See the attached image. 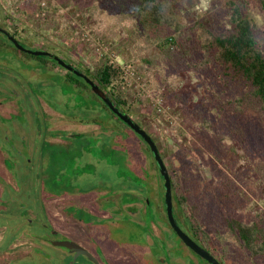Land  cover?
Segmentation results:
<instances>
[{
    "label": "rangeland",
    "instance_id": "1",
    "mask_svg": "<svg viewBox=\"0 0 264 264\" xmlns=\"http://www.w3.org/2000/svg\"><path fill=\"white\" fill-rule=\"evenodd\" d=\"M2 1L5 2L6 13L11 17L5 16L0 7V23L14 26L19 36L31 46L46 48L54 54L61 53L57 55L63 59L70 58V55L66 54L70 50L71 53L80 55L81 59L91 67L97 65L104 55L120 61L116 51L117 45H114L118 43H112L110 38L119 40L125 38L128 33L123 27L112 28L108 20L107 23H103L96 16L93 18L81 16L80 9L72 10V0H0V5L3 4ZM178 2L180 11L185 16L192 14L200 17L211 14L208 16L216 17L218 14L215 21L218 25L217 29H220L224 23L220 17L223 0H178ZM246 13L264 32V7L255 0H247ZM64 21H67L65 27ZM119 29L120 34L113 35ZM29 44L25 45L26 48L31 47ZM118 48L121 49V46ZM23 58L26 59L28 56L23 55ZM2 62L0 60V63ZM118 64L124 74L122 75L124 76L123 95L129 104H132V109L128 112L129 116L143 125L141 127L153 140L155 139L163 152L167 168L171 170L174 165L190 173H199L217 192V196L211 194L207 198L202 209L203 213L198 214L205 218L204 229L209 230L212 224H217L222 230L226 218L248 221L257 213L264 215L262 128L254 123L255 121L248 122L244 137L221 142L218 148L211 141L215 132L211 131L209 134L211 139L207 141L199 131L197 123L194 124L193 115L186 111L196 108L208 99L209 91L204 81L208 80L209 76L203 73L200 78L190 70L170 74L171 77L176 74L173 83L176 91L182 93L186 101L185 109L184 105L178 104L172 96L171 101L170 98H165L168 88L160 91L158 82L153 78L138 76L133 72V66L129 67L122 62ZM5 70L9 72L6 73ZM0 72V75H3L1 76L3 78L0 77V197L14 198L6 204L4 210L0 209V223L8 227L5 238L0 243V251H4L13 238L19 237L25 227L33 233L42 231L48 233V230L40 226V222L46 223L41 215V199L48 194L58 195L59 192H68L74 188L82 189L90 185L105 184L110 190L113 189L112 195L118 194L120 201L125 200L127 196L140 193L151 203L155 199L156 202L160 201L162 207L164 206L162 198L164 194L161 190L163 183L158 174L157 183L161 184L155 183V165L144 142L120 124L121 122L107 109L99 111L97 106V110L87 113L75 112L77 122L85 114L94 118L109 117L105 122L106 129H102L98 124L86 127L76 122L74 127L67 123L66 131L92 132L115 148L125 150L128 167L137 174L143 175L141 180H133L134 177L128 176L124 167L121 171L118 170L116 163L110 162L111 158L101 155L102 140L99 137L84 136L83 140L82 138L79 140L78 148L73 147L68 151H64L62 146L48 144L44 140L45 136L41 135L45 126L44 119L50 123L48 132L54 131L58 129L60 118H69L77 109L74 106L67 107L68 101L60 85L52 83L49 77L45 78V81L33 82L32 80L41 77L28 68L18 71L0 68ZM54 72L64 73L60 68H56ZM4 73L9 75L8 78L6 76V79L4 78ZM94 104L99 105V101L96 99ZM218 125L220 132L223 133L226 130L225 122L221 120ZM83 150L88 154H83ZM142 167L144 170L141 172ZM226 179H229L234 187L232 202H229L230 197H227L226 189L222 184ZM9 188L13 191L11 192ZM48 207L53 209L52 201L49 202ZM32 211L34 214L31 217ZM125 216L121 218L124 226L120 229H114L113 225H110V230L116 239L131 238L132 235L140 233L141 230L145 231L148 227V223L138 227L130 216L128 220H124ZM32 218L34 221L30 222ZM49 218L54 227L59 228L57 226H60V221L52 216ZM2 231L0 229V237ZM173 237L176 246L169 249L171 254H180L186 258L192 255L194 264H205L202 259L182 247L175 235ZM17 242H22L21 246L24 247L32 245L31 238H20ZM231 246L235 253L228 255L229 259L224 264H264L262 260L249 259L247 253L238 245ZM41 248L45 251L43 255L31 253L20 260H13L11 254H0V264H68L70 257L62 247L43 243ZM157 252L165 257L162 243ZM212 252L222 257L218 250ZM179 258L177 256L176 259L183 261ZM83 261L88 260L79 258L75 264ZM147 262L153 264L151 260Z\"/></svg>",
    "mask_w": 264,
    "mask_h": 264
},
{
    "label": "trees",
    "instance_id": "2",
    "mask_svg": "<svg viewBox=\"0 0 264 264\" xmlns=\"http://www.w3.org/2000/svg\"><path fill=\"white\" fill-rule=\"evenodd\" d=\"M223 1L220 17L224 23L220 29H217L218 25L215 21L218 14L216 17L208 16L211 14L200 17L192 14L185 16L180 11L178 0H72V10L80 9L81 16L91 18L96 16L103 23H107L108 20L112 28L123 27L128 33L125 38L122 37L119 40L118 38L109 39L112 43L119 44L114 45H117L116 51L120 61L104 55L92 69L87 68V75L106 92L115 106L129 115L132 104H129L123 95L124 76L122 75L124 74L118 62L128 64L129 67L133 66V72L138 76L156 80L160 91L168 88L165 98H170V101L174 99L178 104L182 103L183 108L187 107L186 101L182 93L176 91L173 83L176 74L172 77L170 74L186 70L192 71L200 78L206 74L210 77L204 81L209 91L208 99L196 108L186 111L193 115L194 124L197 123L199 131L204 138H207V141L211 131L215 133L210 139L218 148L221 142L242 138L246 134L248 122L251 121L252 123L255 121L254 123L264 131V32L246 13L247 0ZM255 1L264 7V0ZM66 23L67 21L63 22L64 27ZM120 31V29L118 32L115 31L113 35L120 34ZM6 39V36L0 33L2 59H6V55L10 53L11 58H16V54L12 55L14 52L28 56L26 59L29 61L26 62L24 58L15 59L18 63L17 67L14 66L15 69L28 68L32 72H37L38 69L44 78H51L52 83L60 85L61 90L66 92L63 95L67 98L69 108L74 106L81 113L98 109L99 106L97 107L94 104L95 101L85 92L84 89L87 87L82 79L73 77L78 78V83L81 85L79 88L75 86L71 75L48 73L46 70L48 63L51 67L57 65L52 58L34 56L16 49L10 52L2 44ZM119 46L121 49L118 48ZM30 61L31 63H28ZM5 72L8 73L9 70ZM6 73L4 78L9 76ZM41 80L42 78L32 81L40 82ZM95 98L99 103L101 102L102 106L105 105L97 96ZM104 107L107 109L106 106ZM107 110L125 125L109 109ZM82 118H86V122L97 124L100 122V118L87 114L82 115ZM221 120L226 124V130L223 133L220 132L218 125ZM125 127L129 129L126 125ZM50 133L54 132L50 131ZM3 141L5 143L6 140ZM142 141L149 156L152 157L149 146L144 140ZM155 143L164 158L161 148L156 141ZM104 154V152L101 153L102 156ZM106 156L111 158L112 164L116 163L118 170L121 171L124 167L128 176L136 178L133 170L125 167L127 160L125 150L120 151L112 146ZM154 165L156 168L155 162ZM167 169L171 180L172 198L176 203V213L180 219H188L185 221L186 226H191L193 238L202 247L211 251L218 250L222 256L221 260L225 262L229 259L228 255L235 253L231 245H238L247 253L249 259L264 261V215L262 213H257L248 221L226 218L223 221L222 230L217 224H212L211 228L206 230L203 223L205 218L198 214L203 213V206L211 194L217 196L213 185L199 173H190L174 165L171 170ZM222 184L226 189L227 197H230H228L230 201L227 200L232 202L233 185L229 179L224 180Z\"/></svg>",
    "mask_w": 264,
    "mask_h": 264
},
{
    "label": "flooded vegetation",
    "instance_id": "3",
    "mask_svg": "<svg viewBox=\"0 0 264 264\" xmlns=\"http://www.w3.org/2000/svg\"><path fill=\"white\" fill-rule=\"evenodd\" d=\"M2 3L3 4H1L0 7H2L3 13L5 14V16L8 15L10 18L11 15L6 13L7 10L4 4L5 2L2 1ZM0 26L5 28L23 47L26 48L25 45L29 44L25 42L26 40H24L22 36H19L18 32L16 33V29H14V26L11 27V25L9 26L8 23L7 24L0 23ZM5 41L2 44H4L5 46L4 48H7L8 50H10V52L11 51L14 52V49L19 50L13 45V43L8 38ZM30 48L31 49L36 48V49H41V50L45 49L46 51H48V49L46 48H37L33 46H31ZM10 54L6 55V59H2L0 56V60L3 61L2 63H0V67H3L4 69H11V70L18 71L21 68H18V69L14 68V66L15 67L18 66L17 65L18 63H16L15 59L18 58L22 60L24 54L22 55L21 53H15V52L12 53V55L16 54L15 55L16 58H11ZM57 54H61V53H57ZM66 54L70 55L71 59L70 58L63 59L60 55L58 56H60L66 63L72 65L74 68L78 69L79 71L84 73V75L89 77V75H87V68L92 69V67L88 66L85 63V61L81 59L80 55L71 53L70 50ZM46 67H47L46 70L48 73H58L54 71L56 68H60V69H63L64 73L59 72L58 74L67 75V76L71 75L72 76L71 78L78 77L82 79L81 77L74 75L72 72H70L66 68L61 67L58 63L57 65H54L53 67H51L50 63H48ZM37 73H38V76H40L42 80L45 81L44 76L40 74V71L38 69H37ZM75 78H73V82L75 86H79L80 88L81 85L78 83L79 80L78 78L77 79ZM89 79L91 78L89 77ZM85 87H87V89H84L85 92L88 94V96L91 99H93V101H95L97 99L95 98L96 95L90 89L89 85L86 84V82H85ZM97 106H99V109H98L99 111H103L106 109L104 107L105 105L102 106L101 102ZM90 111H93V110H89L88 112ZM75 112H80V111L79 110L74 111V113H72V115L69 118H64V117L60 118L58 129L57 128L54 129L53 131L54 133H50V131L48 132L50 123L47 119H44L45 133L41 134L45 136L44 140H46L49 144L62 146V149L64 151H68V150H71L73 147H77L79 140L81 138L83 140L84 136H87V135L96 136L102 140L101 147L103 146L104 151L101 149L102 151L100 153L104 152L105 153L104 156H106V154L111 149L112 145L111 143L108 144L105 139L101 138L100 136H97L98 134H94L92 132L91 133L90 132L89 133L87 132L75 133V132L66 131V127L68 126L67 123H70V125H72L73 127L76 125L75 123L77 122V119H75L76 118ZM108 118L109 117L107 116L106 117L102 116V118L99 119L100 122H98V126H101L102 129H106L107 124L105 122L108 120ZM90 119L92 120V118H89V120ZM77 123L82 124L83 126H86V127L97 124L95 122H90V121L86 122V118H81V120L78 119ZM125 125L123 126L125 127ZM128 130L133 132L130 129V127ZM133 134H135V132H133ZM137 137L139 140L142 139V138L140 139L138 135ZM52 139L55 141L52 142L51 141ZM119 150L121 151V149ZM82 153L88 154V152L86 153L84 150ZM151 159L153 160V162H155L153 155ZM126 162H125V167L130 168L128 167V164ZM143 170L144 169L142 167L141 172ZM133 173L136 176L134 180L143 179V175L137 174L136 172H134V170H133ZM157 174L158 176L160 175L158 168L156 169L155 183L158 182L157 180L159 177L163 183V178L161 177V175L157 177ZM160 179H159V182H160ZM134 182L137 184H140L136 181ZM157 184H161V183H157ZM9 190L11 189L9 188ZM112 190L113 189L110 190L108 187H106L105 184H99V185L95 184V185L87 186L82 189L74 188L68 192L62 191V192H59L58 195L48 194L46 196H43V198L41 199V209H42L41 215L45 218L46 223L40 222L41 224L40 226L48 230V233H44L43 231L41 233H33L25 227L23 228L24 231L20 233L19 237L13 238L9 242L7 248L4 251H0V254L2 255L11 254V256L13 257V260L24 259V257L26 258V256H29L31 253L43 255L45 251L43 248H41V245L43 243L52 244L49 241V239H53V240L68 239L78 244L81 248L85 249V251L87 250L91 254L92 258H94V261H92L86 258L85 255L80 254L76 256L77 258L72 264H75V262L79 258H86L88 260L87 262L83 261V263H80V264H150L147 262L149 260H151L153 264H194L192 255L186 258L180 254L174 255V254H171V252H169L170 251L169 249L171 247L176 246L175 240L173 237L175 235V237H177V240L182 245V247L189 250L191 254L196 255L197 257L202 259L205 264H210L207 260H205L201 256L194 253L187 245H185L184 242L173 231L168 221L167 215H166L165 204L162 207L160 205V201H157L158 202L157 203L155 199H154V202L151 203V201L146 196L140 193H135L133 195L127 196L125 200L120 201L121 199L117 197L118 194L117 196L116 194L112 195L113 194ZM161 190L164 194V187L161 188ZM12 191L13 190H11V192ZM171 195H172V188H171ZM13 199H14L13 197H4V198L0 197V209L4 210L6 208V204H9ZM51 201L53 203V209L48 207L49 202ZM163 201H164V198H163ZM172 207H173V216L175 218L177 225L179 226V229H181L198 246L210 252L216 258V260H218L220 264H224V261L221 260V258L218 255H215L211 250H208L207 248L202 247L193 238L191 226L189 225L186 226V223H185V221L188 219L186 218L185 220H182L179 218V216L176 213V203L173 198H172ZM53 210L55 212H53ZM30 214H31L30 216L32 217L34 212L33 211L30 212ZM123 215L124 216L126 215L125 216L126 219L124 220H128L129 216L133 218L135 225L138 227L143 226L145 224L147 225V223H148L147 225L148 227L146 228L145 231L141 230L140 233L137 232L138 234L132 235L131 238L116 239L115 237H113V234L110 230V225H113L114 229L115 228L120 229L121 227H123L124 225L121 222L122 220L121 218ZM26 216L28 217V215ZM49 216H52L54 219H58L60 221V226H57L59 228L54 227L53 223L50 221ZM27 217L25 218V220H27ZM33 221L34 219L32 218V221L30 222H33ZM0 229L3 230L2 236L0 237V243H1L3 242L5 238V233L7 232L8 227L0 223ZM20 238H31L32 245H27L25 247L21 246L22 242H17V239L19 240ZM161 243L165 251L164 253L165 257H162L163 254H161L160 252H157V249L161 248ZM62 248L67 252V255H69L70 257L69 261L67 260L68 261L67 263L69 264V262L73 259L75 252L73 251L70 252L68 251V249L64 247ZM7 251L9 253H7ZM177 256H179L180 257L179 259L183 261L181 262L178 261L176 259Z\"/></svg>",
    "mask_w": 264,
    "mask_h": 264
},
{
    "label": "water",
    "instance_id": "4",
    "mask_svg": "<svg viewBox=\"0 0 264 264\" xmlns=\"http://www.w3.org/2000/svg\"><path fill=\"white\" fill-rule=\"evenodd\" d=\"M0 32L13 43V45L30 55L34 56H48L55 60L61 67L66 68L70 72H72L74 75H77L81 77L86 84L89 85L90 89L93 91V93L107 106V108L117 117L119 118L123 123H125L130 129L135 132L139 137H141L149 146V149L155 159V162L157 164V168L159 169L160 175L163 178V187H164V204H165V211L168 218V221L170 223V226L172 227L173 231L177 234V236L184 242L185 245H187L194 253L201 256L205 260H207L210 264H220L218 260L208 251L204 250L200 246H198L196 243H194L181 229H179V226L177 225L175 218L173 216V207H172V195H171V182L169 177V172L166 167V164L158 150V147L156 143L154 142L153 138L150 137V134L146 130H144L138 123H136L128 114L124 113L120 108L115 106L114 102L110 100V98L107 96L106 92H104L97 84H95L89 77L84 75L81 71L74 68L72 65L66 63L60 56L51 53L46 50L36 49V48H25L23 47L5 28L0 26ZM49 241L56 246L64 247L68 249L70 252H75L73 259L69 262V264H72L76 256L83 254L86 258L89 260L94 261V258H92L91 254L85 249L81 248L78 244L74 243L71 240L63 239V240H53L49 239Z\"/></svg>",
    "mask_w": 264,
    "mask_h": 264
}]
</instances>
